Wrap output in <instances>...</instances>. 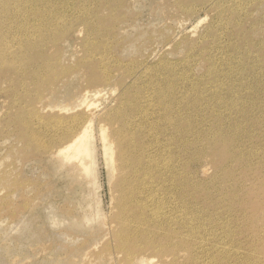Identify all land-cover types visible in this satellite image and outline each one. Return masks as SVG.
I'll return each mask as SVG.
<instances>
[{
    "label": "rangeland",
    "instance_id": "rangeland-1",
    "mask_svg": "<svg viewBox=\"0 0 264 264\" xmlns=\"http://www.w3.org/2000/svg\"><path fill=\"white\" fill-rule=\"evenodd\" d=\"M0 264H264V0H0Z\"/></svg>",
    "mask_w": 264,
    "mask_h": 264
},
{
    "label": "bare ground",
    "instance_id": "bare-ground-1",
    "mask_svg": "<svg viewBox=\"0 0 264 264\" xmlns=\"http://www.w3.org/2000/svg\"><path fill=\"white\" fill-rule=\"evenodd\" d=\"M86 132H87V129H86V127L85 128H83L81 131H80V133L66 146V147H64V148H61L60 150H59V153H61V152H63L64 150H66V149H73L75 152H81L80 150H79V144L81 145V146H83L84 148H85V146L88 144V142H89V137L88 136H86ZM83 155V154H82ZM120 163L122 164V165H124L125 164V161L123 160V159H120Z\"/></svg>",
    "mask_w": 264,
    "mask_h": 264
}]
</instances>
